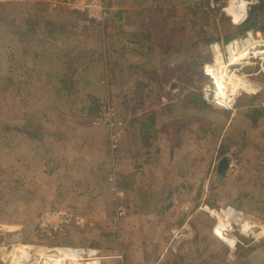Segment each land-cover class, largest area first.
Instances as JSON below:
<instances>
[{"label":"rangeland","instance_id":"rangeland-1","mask_svg":"<svg viewBox=\"0 0 264 264\" xmlns=\"http://www.w3.org/2000/svg\"><path fill=\"white\" fill-rule=\"evenodd\" d=\"M59 1L46 0L54 11L71 13L46 16L36 8L33 15L41 14L40 20L39 16L27 17L23 11V29L14 32L21 40L20 47L15 48L13 32L6 36L0 32V264H44L45 253L31 258L27 254L24 258L28 262L20 256L25 248L30 253L32 249L39 252L55 247L96 248L101 250V264H264V118L258 123V111L264 110V51L262 58L257 54L252 60L242 56L230 59L224 51L235 41L243 43L233 47L246 49L258 48V41H264L263 31L242 32L251 8L264 6V0H235L237 5H245L244 13L230 7L233 0L130 1L136 3L141 15L136 21L149 25L142 35L151 43L152 64H145L142 72L130 74L131 78L114 81L112 91L100 88V96L92 100L88 111L76 109L82 124L97 128L96 135L105 139L99 143L100 156L93 155L88 165L101 170L98 179L102 185H83L80 191L73 190L76 176L57 175L45 162L58 155H43L44 150L42 155H33L29 146L23 154L16 151V138L21 142L20 137L29 135L30 127L14 123L13 104H29L33 97L25 94L31 89L42 91L37 96L42 99L52 90L51 81L26 77L22 58L37 53V48L28 46L31 40L46 43L60 27V34L76 33V37L74 29L80 24L86 31L107 25L111 14L118 17L128 0H105L109 17L104 22L73 11L64 4L66 0ZM6 2L8 6L13 3L6 0L3 4ZM22 3V9L29 7L28 2ZM39 6L42 9L41 3ZM258 10L257 29L264 25V12L258 17ZM246 13L240 24L237 20ZM34 25L38 30L32 35ZM48 26L55 31L45 32ZM88 41L93 42V38L88 36ZM215 44L225 46L221 49L224 70L243 88L232 90L236 84H229L228 79L222 87L234 109H223L204 99L207 89L213 95L219 93L213 79L205 74L206 65L220 57L215 55ZM38 54L46 52L40 49ZM229 66H233L230 71ZM8 70L24 74L14 77ZM86 82L93 84L92 80ZM108 104L123 122L117 129L121 133L115 150L111 149L109 132L95 125V117ZM126 126H133L136 132ZM20 127L28 129L21 131ZM144 150L158 155L157 167L134 175L127 161L131 153L142 157ZM224 157L231 165L221 177L218 168ZM79 167L81 171L89 169L84 162ZM148 171L159 180L157 188L139 185ZM68 180L72 182L68 184ZM168 181L174 182L177 190H167ZM228 207L253 228L242 232L236 222L238 215L219 218L218 213ZM120 208L123 213L118 215ZM48 212H67L73 218L62 231L44 230L43 216ZM229 221L233 226H228ZM221 224L227 227L234 246L217 235Z\"/></svg>","mask_w":264,"mask_h":264},{"label":"crops","instance_id":"crops-1","mask_svg":"<svg viewBox=\"0 0 264 264\" xmlns=\"http://www.w3.org/2000/svg\"><path fill=\"white\" fill-rule=\"evenodd\" d=\"M4 1L6 0H0V32L5 36L13 32V35H15L13 38L15 48L22 45L19 36L16 33L14 34V32H20L23 29V11L27 12L25 14L27 17H37L41 14L60 17L62 13H66L62 10L54 11L51 4L49 6L46 0H9L13 1L10 6L7 5V2L3 4ZM22 1L28 2L29 7L22 9ZM47 1L48 3L50 2V0ZM130 1L128 0L126 6L122 7L118 17L116 15L113 16V13L111 14L107 25H95L89 27L86 31L85 26L80 24L77 29H74L78 33L76 37L74 36L76 33L72 35L60 34L63 32L62 27H60L55 35L51 36L52 34H50L45 39L46 43L38 44L31 40L28 46L32 50L37 48L38 51L37 53H32L31 55L33 56H29L28 59L22 58V67L25 70L26 77L33 81L37 78H45V80L51 81L52 90H48L47 94H49V97L47 99H42L37 97L43 94L42 91L31 89L25 94V96L30 95V97H33L30 98L29 104L26 105L25 101H16L13 104L16 115L14 123H28L30 127L29 135L25 134L24 137H20L21 142H18L19 138H16V144L18 145L16 151H22L20 154H23V150L29 146L30 153L33 155H42L43 150V155H52V153L58 155L57 159L48 157V161L45 162L50 165V170L57 175L62 177L76 176L78 179L75 180L73 188L76 191H80L83 185H100L101 181H99L98 177L102 176L101 170L99 168H91L88 165L91 163L90 160L93 155L95 158L100 156L97 153L99 143L102 145L103 140H105L96 135L99 131L97 128L94 129L82 124L83 119L79 118L76 109L81 108L82 112L88 111L92 108V100H96L95 97L100 96V88L102 90L106 88L108 92L111 88L112 91L115 88L114 81L131 78L132 75L130 74L140 73L145 64H152L151 56L153 54L150 55L149 47L151 43L149 40L144 39L147 42L145 45L143 40L144 32L148 31L149 25L136 21L135 18L140 15L139 11L136 10L139 9H137L136 3L131 4ZM40 3L42 9H39ZM36 8L38 9L37 12L40 11L41 14L33 15V11ZM69 12L66 14H69ZM38 18L41 20L40 16ZM130 18L133 24H131ZM139 18H141V15ZM37 30V26H32L30 34L33 35V32ZM54 31L55 29L50 26L45 29V32L48 33ZM88 36L93 38V42L89 43ZM40 49L45 50L46 54H43L45 57L38 54ZM158 53L161 57L162 54L159 51V47ZM154 54L156 56V52ZM141 55L150 57L145 60ZM44 61L45 64H43ZM127 64H133L134 66L130 68L128 65L126 67ZM8 71L10 72V70ZM24 73L14 70V72L9 74L16 77V75ZM39 74H43V77H40ZM88 80H92L93 84H87L86 81ZM68 81L74 83L72 89L69 84H66ZM66 85H68L70 91L67 90ZM97 93L100 94L98 95ZM263 118L264 115H259L258 123ZM130 127L132 129L133 126H126L128 129ZM27 129L28 127H20L21 131H27ZM133 130L135 131L134 127ZM88 134H91V136L87 137ZM144 136L143 139L147 141L149 139L148 135L145 134ZM128 137L131 138V135L129 134ZM126 138L123 139L125 140ZM25 151H28V149ZM149 152L144 150L142 157H138V153H131L127 162L128 168L134 175L140 171L143 173L147 169L152 170L157 167L158 155H155V153L152 155ZM55 160L56 163H54ZM82 162L87 163L88 170L81 171L82 168L79 165H82ZM54 164L55 166H53ZM86 176H88V179ZM67 182L69 184L72 180ZM81 182L82 184L80 185ZM168 183L165 182L167 190H177L174 187V182L168 181ZM187 184L189 185V183ZM139 185L148 186L147 189H150V187L157 188L159 180L155 179L153 174L149 176L148 171ZM178 186L179 191L182 190L183 185L180 184ZM191 186H185L184 190L188 191ZM55 190L56 188H54Z\"/></svg>","mask_w":264,"mask_h":264},{"label":"built area","instance_id":"built-area-1","mask_svg":"<svg viewBox=\"0 0 264 264\" xmlns=\"http://www.w3.org/2000/svg\"><path fill=\"white\" fill-rule=\"evenodd\" d=\"M56 2L60 3L59 0H56ZM64 4L67 5L69 8H71L75 12L86 14L90 19L96 22H104L109 17V8L107 7L105 0H66L64 1ZM248 37L250 38L251 35H249ZM242 43L243 41L242 42L235 41V42L230 43L226 47L223 45L222 46L225 47L224 51L229 53L228 55H229V58L231 59L232 54L229 51L228 47L236 45V44L241 45ZM223 47L221 48V45H217V44L214 45L215 55L220 54L222 58V63L224 64V56L221 52V49H223ZM206 67H205V74L209 75L207 73ZM232 67L233 66H229V71ZM209 76L211 77V75ZM235 77L238 78L236 75ZM259 90H260V87H258V91ZM220 92H221V88H219V93H216L213 95L212 91L207 89L205 92L204 99L206 101H212V100L215 101V103L223 109L225 108L218 101L225 100L228 103V105L231 106V109H234L232 107L233 103H231L230 99L227 96L226 98H223L220 95ZM122 123H123L122 121L120 120L118 121L116 109L110 104L106 105L105 108H103L98 113V115L95 117V125L100 128L103 127L105 130L109 132L108 136L110 137V142H111L110 145H111L112 150H115L118 147L120 132L117 129L122 125ZM121 212L123 213V208L118 209L117 214L120 215ZM235 215H238V214L236 213L235 209H233L232 207H228L227 209L221 210V212L218 213V217L221 218L222 220H226L227 218H232ZM72 218L73 217L67 212H63V213L48 212L43 216V224H44L43 228L44 230H47L48 228H50V229H53L55 232L58 230L62 231V229L65 228L66 225L71 222ZM236 222L239 225V228L242 232L247 233L253 228L251 223L245 220L241 215L237 216ZM233 223L229 221L228 226L229 227L233 226ZM218 228L221 231L218 234L217 233L216 234L219 235L222 239L224 238V241L228 243L230 246H234L235 242H233L231 239H228L229 232H228L227 227H224L221 224L219 225ZM46 233L51 235L49 231H47ZM223 235L224 237H222ZM40 250H43V251L41 253L36 252V256L38 254L42 255L43 253H45L47 256L45 257L43 261L44 264H101L103 260V257L101 256L102 255L101 250H98L96 248L55 247V248H48L46 250L45 249H40ZM61 251L64 252L65 254L64 257H61ZM60 261L62 263H60Z\"/></svg>","mask_w":264,"mask_h":264},{"label":"bare ground","instance_id":"bare-ground-1","mask_svg":"<svg viewBox=\"0 0 264 264\" xmlns=\"http://www.w3.org/2000/svg\"><path fill=\"white\" fill-rule=\"evenodd\" d=\"M237 2L235 1V0H233V1H231V3H230V7H232L233 8V10L235 11V12H237L238 11V13H244L245 11H246V7H245V5H243V4H236ZM246 17H247V13H246ZM246 17H245V20H246ZM234 20V19H233ZM245 20H243V21H238L240 24L241 23H243ZM260 42H264V41H260ZM260 42H258V48L255 46V47H253L252 46V48L251 49H246V47H243V46H239V45H237V46H235V47H233V46H231L230 48H228L229 49V51L231 52V54H232V57H231V59L232 58H234V57H236V59L235 60H237V58H239L240 56H242L243 58L245 57V59H247V60H252V58L254 57V56H256L257 54H258V58H262V56H260L262 53H263V48H264V43H260ZM259 43H260V45H262L263 46V48L262 49H260V46H259ZM235 48V49H234ZM246 49V50H245ZM257 49H258V52H257ZM245 50V54L243 55V53H241V52H243ZM257 52V53H256ZM235 55V56H234ZM219 56V55H218ZM257 57V56H256ZM255 57V58H256ZM214 61V60H213ZM206 69H207V73L209 74V75H211V77L213 78V80H214V83L219 87V88H221V92H220V95L223 97V98H226V94L224 93V90L222 89V87L224 86V83L226 82V80L228 79L229 80V84H236V85H233L231 88H232V90H236L237 88H242L241 86H240V84H237V81L233 78V76H231L230 75V73L228 72V71H225L224 70V66H223V63H222V58H221V56L220 57H217V59H216V61H215V63L214 64H209V65H207V67H206ZM225 72H226V74H225ZM243 89V88H242ZM229 92V91H228ZM233 95V94H232ZM225 101V100H224ZM223 100H219L218 102L225 108V109H231V106H229L228 105V103L225 101L224 102ZM222 237H224V235L222 236ZM224 239V238H223ZM43 250H39V253H41ZM35 249H32V250H30V253H26V248H25V250H23V254H22V256H20L21 258H24V256H26L27 254H29L28 256L31 258V257H33V256H36V254H35ZM46 252V251H45ZM32 254V255H31ZM65 256V254H64V252L63 251H61V257H64ZM19 257V258H20ZM24 260L25 261H27L28 262V259L25 257L24 258ZM33 260V258L32 259H30V261H32ZM60 263H62L61 261H60Z\"/></svg>","mask_w":264,"mask_h":264},{"label":"trees","instance_id":"trees-1","mask_svg":"<svg viewBox=\"0 0 264 264\" xmlns=\"http://www.w3.org/2000/svg\"><path fill=\"white\" fill-rule=\"evenodd\" d=\"M257 9H259L258 10V17L261 15L260 13H263L264 12V6H262V5H255L254 7H252L251 8V11H250V16H249V18H248V20H247V22H246V24H245V26L242 28V32L244 33H248L249 31H252L253 33L255 32V31H263L264 32V25H260V27L257 29L256 28V23H255V19H256V11H257ZM245 17H246V15H244L243 17H241L240 19H238L237 21H243V20H245ZM237 21H235V22H237ZM66 82V81H65ZM70 81H68V83H66V84H69V86H70V88L72 89L73 87H74V83L73 82H70ZM66 87H67V90H69L70 91V88L68 89V85H66ZM264 115V112H263V110H261L260 109V111H258V116L259 115ZM147 135V134H146Z\"/></svg>","mask_w":264,"mask_h":264},{"label":"water","instance_id":"water-1","mask_svg":"<svg viewBox=\"0 0 264 264\" xmlns=\"http://www.w3.org/2000/svg\"><path fill=\"white\" fill-rule=\"evenodd\" d=\"M229 166H230L229 160L226 157H224L222 159V161L219 163L218 174L221 177L224 176L226 174Z\"/></svg>","mask_w":264,"mask_h":264}]
</instances>
